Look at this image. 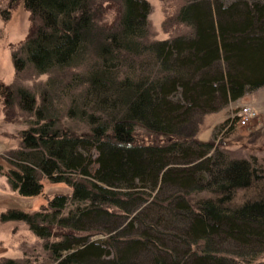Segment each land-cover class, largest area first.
<instances>
[{"label": "trees", "instance_id": "16d2710c", "mask_svg": "<svg viewBox=\"0 0 264 264\" xmlns=\"http://www.w3.org/2000/svg\"><path fill=\"white\" fill-rule=\"evenodd\" d=\"M92 1L21 0L15 69L59 78L35 92L0 82L24 115L0 158L14 194L0 193V223L54 239V264H264V169L198 138L207 117L233 130L229 107L264 86V0H185L175 20L190 33L150 43L148 2L120 0L101 26ZM163 190L167 234L142 207Z\"/></svg>", "mask_w": 264, "mask_h": 264}, {"label": "rangeland", "instance_id": "374dc122", "mask_svg": "<svg viewBox=\"0 0 264 264\" xmlns=\"http://www.w3.org/2000/svg\"><path fill=\"white\" fill-rule=\"evenodd\" d=\"M145 1L150 5V13L147 18L148 33L145 38L147 43L185 36L190 33L187 26L175 20L177 11L185 0ZM92 10L98 25L110 26L114 24L118 16L120 0H93ZM30 27V14L24 9L21 0H0V82L5 85H19L35 92L41 89L50 76L55 78H59V76L56 72L48 75H36L31 68L16 71L12 54L25 41ZM70 72L71 70L66 72L64 77H68ZM240 105L249 106L255 111L256 117L249 119L246 125L236 126L233 130L218 124V120L223 118L222 115L207 117L200 126L201 134L198 135V138L202 141L214 140V144L222 151L229 153L231 157L254 160L264 169V86L245 94L236 106L231 105L226 116L229 119L233 117ZM18 119L24 120V115L21 117L19 111L14 108L8 110L4 104V97L0 96V158L19 148L20 142L14 136L16 134L14 127L18 128L24 121H17ZM209 121L212 124L211 131L206 130L210 126L206 123ZM12 122L15 125H12ZM214 122L216 123L214 124ZM0 193L7 196L14 195L1 174ZM168 194L167 190L157 193L158 201L162 202L165 195ZM38 204V207L45 204V198L42 197ZM165 205L162 202V204L155 203L153 205L146 203L142 206L148 207L146 213L152 219H156L158 216L163 218V227L160 229L162 234L169 233L170 229L176 228V231L178 228V225H174V221L162 209ZM3 208L0 206V210ZM179 224L181 227L183 223L179 222ZM90 239H102V235H95ZM53 240L52 238L45 240L37 237L22 222L0 223V262L5 259H15L21 264H54L51 262L48 250V246ZM222 246L229 250H237L227 244ZM256 262L264 263V253Z\"/></svg>", "mask_w": 264, "mask_h": 264}, {"label": "built area", "instance_id": "2783aa9c", "mask_svg": "<svg viewBox=\"0 0 264 264\" xmlns=\"http://www.w3.org/2000/svg\"><path fill=\"white\" fill-rule=\"evenodd\" d=\"M234 117L237 118L236 126H244L248 123L249 119L256 117V113L249 106L240 105Z\"/></svg>", "mask_w": 264, "mask_h": 264}]
</instances>
